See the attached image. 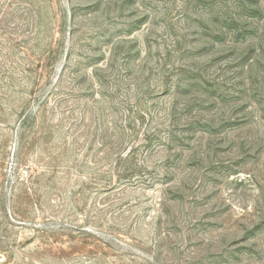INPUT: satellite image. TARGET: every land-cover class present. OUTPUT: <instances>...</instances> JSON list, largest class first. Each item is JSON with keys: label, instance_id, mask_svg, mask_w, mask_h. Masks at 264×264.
Segmentation results:
<instances>
[{"label": "rangeland", "instance_id": "rangeland-1", "mask_svg": "<svg viewBox=\"0 0 264 264\" xmlns=\"http://www.w3.org/2000/svg\"><path fill=\"white\" fill-rule=\"evenodd\" d=\"M0 264H264V0H0Z\"/></svg>", "mask_w": 264, "mask_h": 264}]
</instances>
